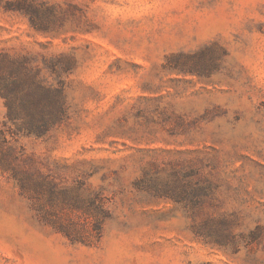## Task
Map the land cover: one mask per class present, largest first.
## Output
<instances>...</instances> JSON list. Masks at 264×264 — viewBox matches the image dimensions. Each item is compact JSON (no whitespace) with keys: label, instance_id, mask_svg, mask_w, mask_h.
<instances>
[{"label":"rangeland","instance_id":"374dc122","mask_svg":"<svg viewBox=\"0 0 264 264\" xmlns=\"http://www.w3.org/2000/svg\"><path fill=\"white\" fill-rule=\"evenodd\" d=\"M0 264H264V0H0Z\"/></svg>","mask_w":264,"mask_h":264},{"label":"trees","instance_id":"16d2710c","mask_svg":"<svg viewBox=\"0 0 264 264\" xmlns=\"http://www.w3.org/2000/svg\"><path fill=\"white\" fill-rule=\"evenodd\" d=\"M54 120H55L54 118H51V119H45V118H43V117H39V118H37L36 120H34V119L32 118V121H30V124H31V125H30L29 129L32 130V131H35V132L40 133V132L46 130V129L48 128L49 124H50V123H53ZM203 191H204V189L200 187V188H198V190H197V194H200V195H201V193H202ZM94 229H95L96 232L98 233V236H100V229H101V227H100L99 222L96 223ZM66 234H68V233H66Z\"/></svg>","mask_w":264,"mask_h":264}]
</instances>
